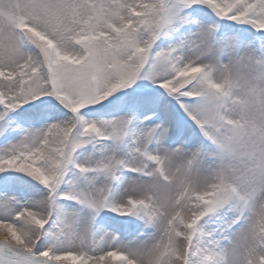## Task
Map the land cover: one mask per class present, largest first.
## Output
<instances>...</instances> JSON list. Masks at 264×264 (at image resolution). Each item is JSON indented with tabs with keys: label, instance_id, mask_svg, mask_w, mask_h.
<instances>
[{
	"label": "snow or ice",
	"instance_id": "1",
	"mask_svg": "<svg viewBox=\"0 0 264 264\" xmlns=\"http://www.w3.org/2000/svg\"><path fill=\"white\" fill-rule=\"evenodd\" d=\"M0 264H264V0H0Z\"/></svg>",
	"mask_w": 264,
	"mask_h": 264
}]
</instances>
